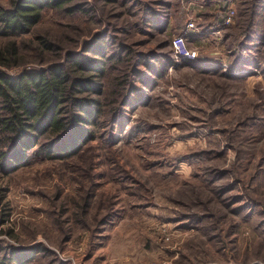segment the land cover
Returning <instances> with one entry per match:
<instances>
[{
  "label": "rangeland",
  "instance_id": "1",
  "mask_svg": "<svg viewBox=\"0 0 264 264\" xmlns=\"http://www.w3.org/2000/svg\"><path fill=\"white\" fill-rule=\"evenodd\" d=\"M188 1L70 0L30 33L0 37L24 59L11 75L67 53L99 58L103 45L126 52L106 62L94 138L77 154L0 164V260L30 250L25 264H264V75L230 63L250 15L264 32V0ZM178 35L195 60L176 59ZM122 70L124 105L110 95Z\"/></svg>",
  "mask_w": 264,
  "mask_h": 264
},
{
  "label": "trees",
  "instance_id": "2",
  "mask_svg": "<svg viewBox=\"0 0 264 264\" xmlns=\"http://www.w3.org/2000/svg\"><path fill=\"white\" fill-rule=\"evenodd\" d=\"M68 1L14 0L10 8L0 7V37L30 33L44 9L71 11L77 7H64ZM252 17L250 15L230 55V63L257 66L264 75V50H260L264 32L253 33ZM100 36L113 43L106 34ZM103 39L98 40L105 44ZM40 43L44 49L54 52L49 41L40 37ZM18 46L15 40L0 45V164L17 166L25 162L29 154L50 160L77 154L94 138L92 128L97 125L104 106L100 97L105 90L102 78L106 62L120 61V56H125L126 52L117 46L108 53L103 45L96 49L98 55L90 50L99 58L67 53L62 62L11 75L5 69L24 62ZM171 62L168 58V63ZM110 69L115 70L113 65ZM246 74L243 72V76ZM118 78L117 88L110 95L124 105L131 86H126L129 84L127 73L123 72ZM33 253L14 250L10 259L13 264H25ZM0 264L6 263L0 260Z\"/></svg>",
  "mask_w": 264,
  "mask_h": 264
},
{
  "label": "built area",
  "instance_id": "3",
  "mask_svg": "<svg viewBox=\"0 0 264 264\" xmlns=\"http://www.w3.org/2000/svg\"><path fill=\"white\" fill-rule=\"evenodd\" d=\"M226 22H229V19L226 20ZM172 45V51L176 59L181 60H195L197 55L196 52L189 49V47L186 45V42L184 41V38L182 35H178L174 37L171 41Z\"/></svg>",
  "mask_w": 264,
  "mask_h": 264
},
{
  "label": "crops",
  "instance_id": "4",
  "mask_svg": "<svg viewBox=\"0 0 264 264\" xmlns=\"http://www.w3.org/2000/svg\"><path fill=\"white\" fill-rule=\"evenodd\" d=\"M208 2H213V1H210V0H207ZM188 3L191 5L189 6V8H191L190 10H193L194 11V5L197 6L198 4H201L202 3V8H204V3H203V0H200V1H197V0H189ZM200 7V6H199ZM220 16L219 14H217L213 20L217 19L219 20ZM212 19H210L209 21L212 22L213 21ZM216 21V20H215ZM206 27V25L203 26V29L202 27H200V29L198 30H190L188 31V34L191 33L192 36L198 38L199 37H202V35L205 34V31H200V30H204V28ZM211 28V27H210Z\"/></svg>",
  "mask_w": 264,
  "mask_h": 264
}]
</instances>
